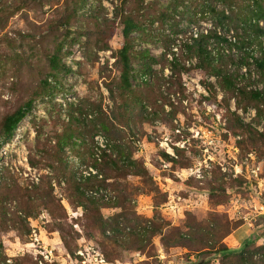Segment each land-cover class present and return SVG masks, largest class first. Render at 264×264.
<instances>
[{"label":"rangeland","instance_id":"obj_1","mask_svg":"<svg viewBox=\"0 0 264 264\" xmlns=\"http://www.w3.org/2000/svg\"><path fill=\"white\" fill-rule=\"evenodd\" d=\"M259 11L0 0V264H264Z\"/></svg>","mask_w":264,"mask_h":264},{"label":"trees","instance_id":"obj_2","mask_svg":"<svg viewBox=\"0 0 264 264\" xmlns=\"http://www.w3.org/2000/svg\"><path fill=\"white\" fill-rule=\"evenodd\" d=\"M227 3V0H224V4L226 5ZM222 18L223 19H226L227 18V15H226V10L223 11L222 13ZM255 17L257 18V20L259 19H264V12L262 11H259V12H256L255 13ZM260 35H263V32H260ZM258 35V36H260ZM128 36V28L125 27L124 29V37L127 38ZM203 50L201 49V52ZM122 60L126 62L127 66H128V62H129V59H128V49L125 47L123 48L122 50ZM207 59V58H205ZM127 67L125 69V72L122 76V81L124 83V85H128V76H127ZM31 102L27 103L24 107H21L19 108L17 111H15L12 115L8 116L4 122V125H3V132H4V136H5V139H10L13 134H14V131L16 130V127L18 126V124L22 121V119L24 118V115H25V107L28 106Z\"/></svg>","mask_w":264,"mask_h":264}]
</instances>
